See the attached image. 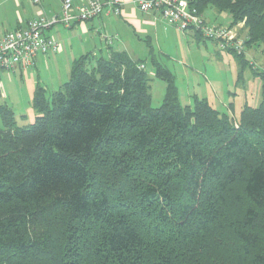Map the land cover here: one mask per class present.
I'll return each mask as SVG.
<instances>
[{
	"label": "trees",
	"instance_id": "16d2710c",
	"mask_svg": "<svg viewBox=\"0 0 264 264\" xmlns=\"http://www.w3.org/2000/svg\"><path fill=\"white\" fill-rule=\"evenodd\" d=\"M188 1L242 22L264 56V0ZM140 64L80 55L57 89L35 86L26 124L0 104V264H264V66L249 64L261 102L234 119L205 97L181 106L159 64L152 107ZM223 239L245 253L212 259Z\"/></svg>",
	"mask_w": 264,
	"mask_h": 264
},
{
	"label": "rangeland",
	"instance_id": "374dc122",
	"mask_svg": "<svg viewBox=\"0 0 264 264\" xmlns=\"http://www.w3.org/2000/svg\"><path fill=\"white\" fill-rule=\"evenodd\" d=\"M33 5L32 2H25V6L28 8ZM40 5H44V8L53 12L57 10L56 0H40ZM202 14L209 23H219L225 26L230 24V17L226 12H217L212 7L204 8ZM88 24L90 31L85 37L80 35L76 29V35L71 34L73 37L69 38L63 25L59 22L54 23L51 33L53 35L61 33L60 38L55 37L63 44L62 53L48 57L42 56L43 58L39 56L32 67L16 68L13 72L6 71V73L0 71V84L3 90L0 92V104L12 107L19 123L22 121L31 122L35 117L31 101L33 90L37 84L49 94L59 86L55 83L60 77V83L68 79L71 61H73L68 56L75 55L74 57L77 58L81 55L76 52L80 50L78 47L76 48L77 41L82 39L88 44L95 42L96 50L83 52V54L89 53L106 57L105 43L100 41L97 35L100 29L99 21L93 19L92 25ZM107 30L109 34H113L121 41L120 44H113V49H125L133 60L144 62L149 78L152 107L161 104L167 85L163 78L155 75L156 64L165 67L171 73L173 84L177 89V101L181 106L192 105L195 97H205L208 103L218 111L239 117L242 103L246 101L248 104L258 105L262 100L260 74L253 71L249 65L253 64L255 69L262 70L264 56L259 47H245L243 57L247 62L241 71L237 58L231 53L220 51L211 40L193 36L187 31L183 33L177 27L166 24L165 21L160 30L156 34L151 33L150 37L129 27L122 31L112 22L108 23ZM101 31H105V29L102 28ZM245 35L246 29L244 28L241 36ZM99 51H102L103 54ZM217 52L220 53L219 57H216ZM42 59H46V61H42ZM259 224L254 228L261 239L258 244L260 249L264 247L263 215L259 217ZM224 241L225 244L213 247L212 259L218 258L219 255L222 258L219 248L226 245L229 246L227 258H235L233 252L237 248H239V252L245 253L244 243L237 242L238 245H236L237 243H231L230 240ZM222 260L226 262L225 258Z\"/></svg>",
	"mask_w": 264,
	"mask_h": 264
},
{
	"label": "built area",
	"instance_id": "2783aa9c",
	"mask_svg": "<svg viewBox=\"0 0 264 264\" xmlns=\"http://www.w3.org/2000/svg\"><path fill=\"white\" fill-rule=\"evenodd\" d=\"M38 3V0H32ZM140 11H155L168 24L182 32L192 31L211 40L220 51L244 54L245 36H241L242 22L232 26L213 24L206 21L188 0H133ZM60 12L57 16L46 18L42 15L30 20L25 27L6 31L0 37V69L13 71L35 65L39 56H47L58 51L57 42L45 35L44 30L59 22L65 28L78 21H87L98 17L105 10L114 14L121 11L123 0H60ZM107 44L113 37L102 35ZM140 68L144 66L139 65Z\"/></svg>",
	"mask_w": 264,
	"mask_h": 264
},
{
	"label": "crops",
	"instance_id": "0c3cea01",
	"mask_svg": "<svg viewBox=\"0 0 264 264\" xmlns=\"http://www.w3.org/2000/svg\"><path fill=\"white\" fill-rule=\"evenodd\" d=\"M25 2H32V4H34V5L32 7L28 8L25 6ZM74 2H76V0H74ZM56 5H57V10L53 12L50 9L44 8V5H40V0H38V3H34L32 0H0V37L6 31L13 30L16 28L25 27L30 20L38 17L39 15H42L46 18H52L54 16H57L60 12V7H61L60 0L59 1L56 0ZM51 15H53V16H51ZM49 16H51V17H49ZM93 19H97L99 21V26H100L101 30H102V28L105 29V31H101L99 29L97 35L99 37V40L100 41L102 40L105 43V46H106V50H105L106 55L105 56L106 57H108L110 55V51H124L127 53V51L125 49H113V44H115V43L120 44L121 41L117 37H115L113 34H109V31L107 30L108 23H110V22L115 23L120 29H122V31H124L125 29L127 30V28L129 27V28H132L133 30H135L136 32H138L140 34H145L148 37H150L151 33L156 34L160 30V28L163 26V22L165 21L155 11H140V10H138L136 8L133 0H123V5L121 6V11L118 14H114L110 10H105L101 15H99L98 17H95ZM93 19H90L91 21L90 20L78 21V22L71 24L69 28H65L63 26V29L66 32L67 36H69V38H72L73 36L76 35V31H75L76 29L79 31L80 35H83L85 37L87 35V33L90 31V26L88 23H91V25H92ZM230 23H231V18H230ZM166 24H168V23L166 22ZM215 24H219V23H215ZM168 25H170V24H168ZM243 25H242V30H244ZM53 26H54V24H52L47 29H45L44 32H45L46 36L52 37L57 42L58 51L48 54L47 57L49 55H58V54L63 52L62 51L63 50V44L55 37V36H57L60 38L61 33H57V35H53L51 33L53 31ZM184 32H186V31H184ZM187 32H189V34L195 36L194 32H192V31H187ZM71 34L73 36H71ZM105 34L113 37V41L111 44H107L105 39L102 37V35H105ZM81 40L82 39H80V41H77L76 48L78 47V49H80V50L76 51L77 54L83 55V52H94L96 50L97 47H94L95 42L88 44L85 40H82V41ZM99 52L101 54H103L102 51H99ZM74 54H75V52H74ZM74 56L75 55H69L68 57H70V59L73 60L75 58ZM219 56H220V53L217 52L216 57H219ZM40 58H43V57L40 56ZM46 59H42V61H46ZM142 65L144 66V69H145L144 62H142ZM0 71H4L6 73L7 70L0 69ZM13 71H8V72H13ZM68 77H69V74H68ZM60 80H61V77H60V79H58V81H56L55 84H58L60 86L62 84V83H60L61 82ZM57 88H55V89H57ZM55 89H53V91ZM0 92H3L1 84H0ZM244 104H248V103L246 101L244 103H242L240 105V109H239L240 111H241ZM248 105H251V104H248ZM251 106H256V105H251ZM232 117L234 119L238 118V117H234V116H232ZM16 122H17V124L28 123L25 121H22L21 123H19L17 120H16Z\"/></svg>",
	"mask_w": 264,
	"mask_h": 264
}]
</instances>
